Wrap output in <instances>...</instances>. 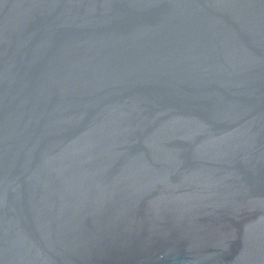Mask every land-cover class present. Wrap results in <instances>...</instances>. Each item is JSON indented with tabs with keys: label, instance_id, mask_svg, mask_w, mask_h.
Segmentation results:
<instances>
[{
	"label": "water",
	"instance_id": "95a60500",
	"mask_svg": "<svg viewBox=\"0 0 264 264\" xmlns=\"http://www.w3.org/2000/svg\"><path fill=\"white\" fill-rule=\"evenodd\" d=\"M0 264H264V0H0Z\"/></svg>",
	"mask_w": 264,
	"mask_h": 264
}]
</instances>
